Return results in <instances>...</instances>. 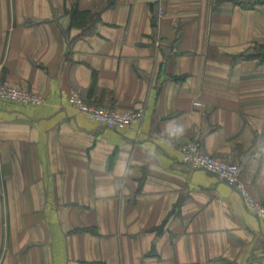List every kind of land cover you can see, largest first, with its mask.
<instances>
[{
  "label": "crops",
  "instance_id": "1",
  "mask_svg": "<svg viewBox=\"0 0 264 264\" xmlns=\"http://www.w3.org/2000/svg\"><path fill=\"white\" fill-rule=\"evenodd\" d=\"M0 81L44 99L0 98V264H264V222L178 151L264 204V0H0Z\"/></svg>",
  "mask_w": 264,
  "mask_h": 264
},
{
  "label": "built area",
  "instance_id": "2",
  "mask_svg": "<svg viewBox=\"0 0 264 264\" xmlns=\"http://www.w3.org/2000/svg\"><path fill=\"white\" fill-rule=\"evenodd\" d=\"M0 98L22 104H41L44 102L43 97L33 91L1 81ZM67 102L69 106L86 115L89 119L111 128H131L144 115L142 108L120 110L105 105L88 103L77 91H71L68 94ZM192 104L198 108L202 106V103L196 100ZM178 151L186 165L210 171L226 184L235 188L239 192L244 206L264 222V204L254 198L247 184L240 178V167L237 163L207 154L200 147L199 141L195 139L180 145Z\"/></svg>",
  "mask_w": 264,
  "mask_h": 264
}]
</instances>
